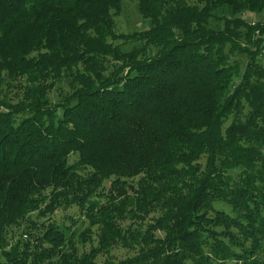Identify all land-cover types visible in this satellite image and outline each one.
Listing matches in <instances>:
<instances>
[{"label": "trees", "instance_id": "obj_1", "mask_svg": "<svg viewBox=\"0 0 264 264\" xmlns=\"http://www.w3.org/2000/svg\"><path fill=\"white\" fill-rule=\"evenodd\" d=\"M126 1L0 0V264H264V0Z\"/></svg>", "mask_w": 264, "mask_h": 264}, {"label": "rangeland", "instance_id": "obj_2", "mask_svg": "<svg viewBox=\"0 0 264 264\" xmlns=\"http://www.w3.org/2000/svg\"><path fill=\"white\" fill-rule=\"evenodd\" d=\"M187 1L190 4L196 3V0H187ZM244 18H246L248 21H257L258 19L264 20V13L258 17L245 14ZM149 25H150L149 21L145 20L140 15L138 11L137 2L129 1V0L124 2L123 11L121 15L116 18V32L117 33L128 34V33L136 32V31L140 32V31H144L145 29H147ZM217 26H218V23L213 22V27L217 28ZM232 61H237L241 65L242 69H244L247 64L248 59L246 56L237 55V56L232 57ZM51 101L53 103H56L59 101L57 91H55L51 95ZM76 159H77L76 156H72L71 162H74ZM107 188H109V185L107 186ZM225 208L227 207L225 206ZM44 220L45 219H43L42 221ZM52 221H56L58 224L61 225L63 229L65 228L67 234H71L74 232L79 233L80 231L84 230L88 225V222L85 221V219L81 218L78 212V209L76 207L68 209L66 211L59 210L55 212L52 215ZM20 235H21V231L16 229V231L14 232L12 236L13 241L19 240V238L21 237ZM113 254L117 257L118 260H123L133 255L132 252L126 249H123V248H117L116 250H114ZM104 261H105V257L101 256L98 259V264H104Z\"/></svg>", "mask_w": 264, "mask_h": 264}]
</instances>
